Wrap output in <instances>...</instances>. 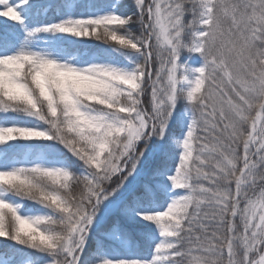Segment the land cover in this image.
Here are the masks:
<instances>
[{
    "label": "snow or ice",
    "instance_id": "1",
    "mask_svg": "<svg viewBox=\"0 0 264 264\" xmlns=\"http://www.w3.org/2000/svg\"><path fill=\"white\" fill-rule=\"evenodd\" d=\"M0 264H264V0H0Z\"/></svg>",
    "mask_w": 264,
    "mask_h": 264
},
{
    "label": "trees",
    "instance_id": "2",
    "mask_svg": "<svg viewBox=\"0 0 264 264\" xmlns=\"http://www.w3.org/2000/svg\"><path fill=\"white\" fill-rule=\"evenodd\" d=\"M128 5H131V0H125Z\"/></svg>",
    "mask_w": 264,
    "mask_h": 264
}]
</instances>
